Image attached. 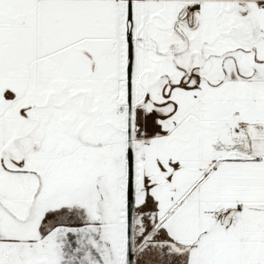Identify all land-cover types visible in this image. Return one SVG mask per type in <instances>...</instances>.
<instances>
[{
    "label": "snow or ice",
    "instance_id": "obj_1",
    "mask_svg": "<svg viewBox=\"0 0 264 264\" xmlns=\"http://www.w3.org/2000/svg\"><path fill=\"white\" fill-rule=\"evenodd\" d=\"M0 264H264V0H0Z\"/></svg>",
    "mask_w": 264,
    "mask_h": 264
}]
</instances>
